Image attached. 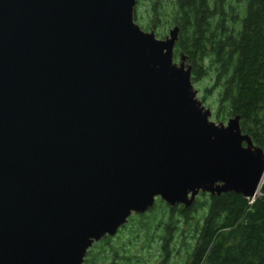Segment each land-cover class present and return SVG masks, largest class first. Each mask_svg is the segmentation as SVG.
Returning a JSON list of instances; mask_svg holds the SVG:
<instances>
[{
	"label": "water",
	"instance_id": "water-1",
	"mask_svg": "<svg viewBox=\"0 0 264 264\" xmlns=\"http://www.w3.org/2000/svg\"><path fill=\"white\" fill-rule=\"evenodd\" d=\"M136 0H0V264H83L130 217L264 201V152L210 120Z\"/></svg>",
	"mask_w": 264,
	"mask_h": 264
},
{
	"label": "trees",
	"instance_id": "trees-1",
	"mask_svg": "<svg viewBox=\"0 0 264 264\" xmlns=\"http://www.w3.org/2000/svg\"><path fill=\"white\" fill-rule=\"evenodd\" d=\"M148 1L151 23L166 13L179 28L174 58H186L193 85L209 80L204 95L214 96L213 120L239 116L242 133L264 152V0ZM128 229L146 246L158 242L160 264L183 247L184 264H264L260 199L200 194L188 208L158 200L147 213L130 217L114 237L95 243L83 264H140L139 252L128 253L117 243Z\"/></svg>",
	"mask_w": 264,
	"mask_h": 264
},
{
	"label": "rangeland",
	"instance_id": "rangeland-1",
	"mask_svg": "<svg viewBox=\"0 0 264 264\" xmlns=\"http://www.w3.org/2000/svg\"><path fill=\"white\" fill-rule=\"evenodd\" d=\"M169 3V0H164V5ZM149 1L148 0H136V6L134 9V21L136 23V25H138L141 30L145 31V32H154L157 39H163L165 36L168 35L169 30L172 29V24L170 22L169 19V14L167 16V14H162L161 15V20H159L157 23L154 22H150V15H149ZM169 19V22H168ZM145 28H147V30H145ZM180 58H174V62L176 64L179 63ZM209 80L208 79H204L201 80L198 84L193 85L195 90L197 91V98L199 99V101L202 102V104L204 105L205 108L209 109L211 111V114L213 115L214 110H215V105H214V96H210L209 94L206 96L204 95V90H205V86L208 85ZM204 97V100H202V98ZM210 120L215 122L212 118ZM264 181V180H263ZM263 181L261 183V185L263 184ZM261 188V186H260ZM259 193H260V189H259ZM261 194V193H260ZM264 195V194H263ZM126 230L124 231L120 237V245H124L125 244V249L127 250L128 253H135L137 255V252H139V256L141 257L140 260V264H160V252H159V244L158 242H153L151 245H147L144 244V242H142V240L136 239L132 237V234L134 233V231L136 230ZM139 234H142L141 232H139ZM156 241V240H155ZM177 254H171V257L169 259L168 262H166V264H184L185 261V255H184V251H185V247L182 248H178L177 250ZM174 251V252H175Z\"/></svg>",
	"mask_w": 264,
	"mask_h": 264
},
{
	"label": "flooded vegetation",
	"instance_id": "flooded-vegetation-1",
	"mask_svg": "<svg viewBox=\"0 0 264 264\" xmlns=\"http://www.w3.org/2000/svg\"><path fill=\"white\" fill-rule=\"evenodd\" d=\"M175 27V26H174ZM173 28V27H172Z\"/></svg>",
	"mask_w": 264,
	"mask_h": 264
}]
</instances>
